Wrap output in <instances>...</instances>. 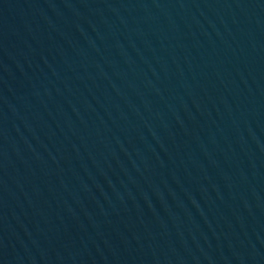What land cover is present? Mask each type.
I'll use <instances>...</instances> for the list:
<instances>
[{
    "label": "water",
    "instance_id": "1",
    "mask_svg": "<svg viewBox=\"0 0 264 264\" xmlns=\"http://www.w3.org/2000/svg\"><path fill=\"white\" fill-rule=\"evenodd\" d=\"M0 264H264V0H0Z\"/></svg>",
    "mask_w": 264,
    "mask_h": 264
}]
</instances>
